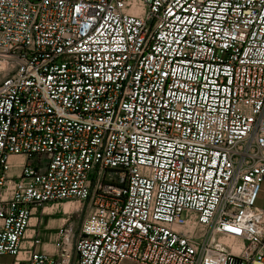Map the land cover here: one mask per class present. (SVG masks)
Returning <instances> with one entry per match:
<instances>
[{"label":"built area","instance_id":"1","mask_svg":"<svg viewBox=\"0 0 264 264\" xmlns=\"http://www.w3.org/2000/svg\"><path fill=\"white\" fill-rule=\"evenodd\" d=\"M263 185L264 0H0V257L264 264Z\"/></svg>","mask_w":264,"mask_h":264},{"label":"rangeland","instance_id":"2","mask_svg":"<svg viewBox=\"0 0 264 264\" xmlns=\"http://www.w3.org/2000/svg\"><path fill=\"white\" fill-rule=\"evenodd\" d=\"M263 188L264 185L262 186V192L259 197L264 196L263 194ZM259 205V199L257 201V206ZM89 209L90 207L83 206L80 210H76L71 213H64L67 212V206L60 205L59 208H47L46 215L44 216V223L46 224L45 228L43 229L42 232V237L44 242L49 241V233L50 231H54L64 225L65 228H73V230L76 232V234L80 233V229L82 227V224L84 220L87 218L89 215ZM50 250L52 251V247H49Z\"/></svg>","mask_w":264,"mask_h":264},{"label":"bare ground","instance_id":"3","mask_svg":"<svg viewBox=\"0 0 264 264\" xmlns=\"http://www.w3.org/2000/svg\"><path fill=\"white\" fill-rule=\"evenodd\" d=\"M67 206V212H64L66 214L73 212L74 210L78 209L79 206L77 204H72V203H64L63 206ZM48 212V211H46ZM49 213V212H48ZM35 220V222H34ZM36 223V219H32V224ZM219 243L224 245L226 248L230 249H237V247H241V241L238 239H230V238H219L217 239Z\"/></svg>","mask_w":264,"mask_h":264},{"label":"crops","instance_id":"4","mask_svg":"<svg viewBox=\"0 0 264 264\" xmlns=\"http://www.w3.org/2000/svg\"><path fill=\"white\" fill-rule=\"evenodd\" d=\"M13 159L18 160L19 158H13ZM263 194H264V188H263ZM258 207L264 209V196L259 197V205H258ZM34 222H35V220H34ZM45 243H47V242H45ZM49 247L50 246H46V248L50 250ZM41 249L42 248L40 247L39 251H41ZM13 261H14L13 258L10 257V256H1L0 257V264H13ZM125 264H133V263L127 262Z\"/></svg>","mask_w":264,"mask_h":264}]
</instances>
